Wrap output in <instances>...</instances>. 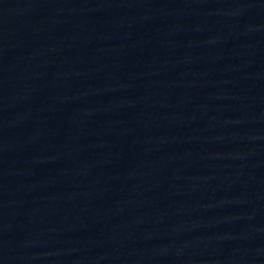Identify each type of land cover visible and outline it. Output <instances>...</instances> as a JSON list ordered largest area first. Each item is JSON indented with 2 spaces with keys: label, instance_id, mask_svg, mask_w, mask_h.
Instances as JSON below:
<instances>
[{
  "label": "water",
  "instance_id": "obj_1",
  "mask_svg": "<svg viewBox=\"0 0 264 264\" xmlns=\"http://www.w3.org/2000/svg\"><path fill=\"white\" fill-rule=\"evenodd\" d=\"M0 264H264V0H0Z\"/></svg>",
  "mask_w": 264,
  "mask_h": 264
}]
</instances>
